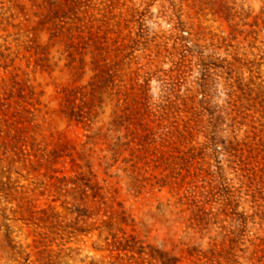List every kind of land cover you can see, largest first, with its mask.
Returning a JSON list of instances; mask_svg holds the SVG:
<instances>
[{"label": "rangeland", "instance_id": "1", "mask_svg": "<svg viewBox=\"0 0 264 264\" xmlns=\"http://www.w3.org/2000/svg\"><path fill=\"white\" fill-rule=\"evenodd\" d=\"M0 264H264V0H0Z\"/></svg>", "mask_w": 264, "mask_h": 264}, {"label": "trees", "instance_id": "2", "mask_svg": "<svg viewBox=\"0 0 264 264\" xmlns=\"http://www.w3.org/2000/svg\"><path fill=\"white\" fill-rule=\"evenodd\" d=\"M122 250H127L126 247H122Z\"/></svg>", "mask_w": 264, "mask_h": 264}]
</instances>
